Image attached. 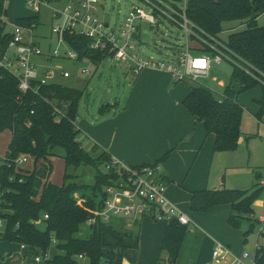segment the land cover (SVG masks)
Returning <instances> with one entry per match:
<instances>
[{"label": "trees", "instance_id": "trees-1", "mask_svg": "<svg viewBox=\"0 0 264 264\" xmlns=\"http://www.w3.org/2000/svg\"><path fill=\"white\" fill-rule=\"evenodd\" d=\"M61 1V0H47ZM6 0H0V19L7 17ZM187 18L207 36L221 42L236 56L240 64H230L229 81L217 93L203 85L191 87L182 102L189 115L202 123L207 135L214 137V152H232L243 137L241 122L244 108L238 102L241 93L256 87L261 88V97L255 101L258 121L264 116V25L258 26V18L264 15V0H189ZM15 24L29 26L38 24L37 18H20ZM230 27L226 40L221 39L226 25ZM0 20V56L5 53L11 40ZM69 49L78 53V61L89 60L95 65L105 57L88 49L89 40L65 36ZM202 53H213L202 46ZM238 86V91L233 87ZM84 91L49 82L38 94H21L17 80L7 71L0 70V131H9L6 156L0 165V189L2 203L0 218L4 219V232L0 240L26 246L30 250L27 264H34L37 256L48 258L39 264H121L124 252L138 249L139 223L130 227L124 222L100 223L86 228L85 222L91 210L100 209L105 199L104 188L117 179L115 172L101 173L99 169L110 164L111 156L95 146L91 152L83 149L75 121L78 106ZM52 103L60 108L68 105L65 116L57 119ZM109 106H102L103 113ZM64 152L65 172L60 186L49 182L52 173L50 158L56 150ZM26 155L34 160L32 171L19 168L14 161ZM166 153L155 164L168 158ZM81 165L96 170L92 186L78 185L67 174L69 167ZM260 180V175H255ZM165 181V180H164ZM262 187L254 184L251 190H203L192 193L191 210L205 212L208 209L228 204L230 213L227 225L233 230L241 228V222H249L243 233L246 241L252 233L253 204L260 196ZM78 197V199H76ZM80 202V203H79ZM44 216H47L44 219ZM136 221V220H135ZM188 229L176 220L167 222L163 234L158 262L176 264ZM82 255L84 262L75 257ZM255 264H264V246L255 252Z\"/></svg>", "mask_w": 264, "mask_h": 264}, {"label": "built area", "instance_id": "built-area-1", "mask_svg": "<svg viewBox=\"0 0 264 264\" xmlns=\"http://www.w3.org/2000/svg\"><path fill=\"white\" fill-rule=\"evenodd\" d=\"M138 5H132L126 11L120 24L111 25V16L105 12V0H27L30 9H39L47 6L51 10L52 20L59 21L58 26L51 28V33L57 37L60 45L68 44L65 36H73L88 39V49L92 52L102 54L116 64L122 65L132 75L136 76L145 69L165 72L175 82L202 84L201 81L210 77L213 66L222 62L229 64H240L239 59L234 56L221 42L211 38L195 27L186 15L189 0H136ZM6 4V2H5ZM54 4L56 7H50ZM109 16L105 25V18ZM2 24L6 27L5 33L9 34L11 40L8 48L0 56V70L10 73L18 82L21 94L33 92L38 94L41 87L49 84L52 73L39 75L36 65L32 59L43 56L46 59L67 58L78 61V53L72 49L64 53L52 50L44 55L35 37L36 24L21 26L9 24L6 17H1ZM141 22L151 26H160L164 22L176 26L183 33L185 44L173 45L162 57L143 56L136 44L140 43L139 28ZM7 26L10 30L7 31ZM135 35V38L133 37ZM195 42L206 46L213 53L199 52L195 55ZM193 43V44H192ZM165 48H155L162 53ZM199 50V49H198ZM104 59V60H105ZM83 75H88L82 70ZM64 78H68L67 72H60ZM53 113L57 119L65 116L66 105L60 108L52 103ZM31 157L20 155L15 161L16 168L28 162ZM112 159V158H111ZM3 160L1 161L2 165ZM106 173L113 171L117 179L108 187L104 188L105 199L100 209L91 210L85 222L89 228L100 223H109L113 218L122 217L132 221L148 218L156 222H169L176 220L180 225L193 230L190 218L177 206L171 203L166 193V183L160 164H149L140 167H128L119 161L112 159L110 164L104 166ZM260 185L264 180L260 179ZM2 190L0 189V206L2 203ZM78 199V197H76ZM80 203V202H79ZM0 207V213H1ZM47 216H44L46 219ZM259 226V235L264 237V216L256 218ZM5 227L4 219L0 218V235ZM258 235V236H259ZM261 246L257 247L259 250ZM255 254L251 256L247 252L235 256L232 250L220 243H215L211 251L210 260L205 264H255ZM48 258L46 254L35 257L34 264L41 263ZM79 262H84L82 255L75 257Z\"/></svg>", "mask_w": 264, "mask_h": 264}, {"label": "rangeland", "instance_id": "rangeland-1", "mask_svg": "<svg viewBox=\"0 0 264 264\" xmlns=\"http://www.w3.org/2000/svg\"><path fill=\"white\" fill-rule=\"evenodd\" d=\"M132 5H138V2L136 0H105V12L111 16V25L120 24L126 11L129 10ZM49 6L56 7L54 4H49ZM5 8L7 11L6 20L9 24H13L16 19L20 18H37L38 24L34 30V34L35 37H37L36 40L40 43V49L45 56L52 50H58L60 53L69 50L65 45L58 44L57 37L51 33V28L58 26L60 23L59 21L52 20L49 7L41 6L38 10L30 9L27 5V0H6ZM257 24L259 27L264 25V15L258 18ZM235 26L237 27L236 24L229 26L226 25L225 31L220 36L221 39L226 40L227 36L230 34L228 29ZM243 28L244 27H239L236 28V30L238 31ZM9 30L10 26H7V31ZM139 35L140 43L136 45L140 49L141 54L148 57H162L167 50L170 51L169 49L172 48L173 45L179 43L182 45L185 44V38L183 37L182 31L176 26L166 22L160 26H151L146 22H141ZM157 46L159 49L160 47L165 48L162 50V53L155 51ZM198 49H201V45L198 42H195V55L200 52ZM34 62L38 65L39 70L48 69V71L55 73L56 76L54 75V80L58 84L64 87L84 91L83 98L78 106V115L75 121L76 129L79 130L78 138L82 140V147L84 149H86V145L91 140L94 141L91 130L92 125H96V123L102 121L104 116L107 117L114 114L113 111L111 115H107L111 113L110 111H107L105 114L100 115L98 113L100 108L107 105L109 108H113L114 105L117 104L115 112L123 109L126 98L136 78L122 65L116 64L109 59L103 60L98 65H95L87 59L82 61H71L66 57L60 59L52 58L48 62H46L45 59H34ZM82 70H86L88 75H83ZM61 71L67 72L70 74V77H62L59 75ZM231 71L232 67L230 64L228 62H222L219 65L213 66L210 77L201 81L202 84L183 82H176V84L183 86L182 89L184 90V93H188L191 87L195 85H203L212 91L219 93L229 81ZM54 80L52 79L51 81ZM233 89L234 91H238L239 87L234 86ZM260 91L261 88L256 87L250 91L241 93L238 97L239 104L244 107L241 132L245 141L242 144H239L235 151L215 153V156L213 157L214 163L212 164L211 180L214 181V184L216 185L214 187L216 188L224 187L231 190L238 189L246 191L251 190L254 183L259 184L260 180H255L256 174H259L264 179V116L262 122L258 121L255 117L257 113L255 100L260 98ZM138 93L142 96V99L146 97L151 101L149 111L154 110L155 114L152 122L157 123L161 115L152 104H158L161 101L160 95H163V91L160 85L153 86L150 90L147 86H140ZM159 122H163L162 118ZM9 141V131H0V164L6 156ZM98 145L100 146L99 149H101V144ZM55 153L56 156L52 157L50 182L53 185L60 186L65 170V164L63 161L64 152L63 150L58 149ZM211 153L213 155L212 151ZM91 154L93 157H96L94 153ZM153 163L154 162L152 161L148 164ZM34 165V160L30 159L28 160V163L22 165L21 168L25 171H31L34 168ZM208 165L209 162L207 163V166ZM15 171H18V168L15 167ZM99 171H101V173H106V170L103 167H101ZM67 174L72 176V181L78 185L92 186L95 182L94 177L96 175V170L93 167L81 165L77 168L69 167L67 169ZM201 174L202 172L200 175ZM182 179L183 177H181L180 180ZM191 180L192 179L189 178V182H187L190 189L192 188L190 183ZM167 189L168 186L166 185V190ZM167 199L169 200L168 197ZM185 205L188 206V203L186 202L185 204L184 201L182 204H177V207L179 206V209L187 215L192 224L195 225V219L192 217L193 214H191L188 208L184 207ZM253 209L256 218L264 216V185L262 186L260 196L254 202ZM119 221L124 222L125 224L129 222V225H132L130 219L127 218L124 219L122 217H117L111 220V222ZM248 224V221L243 220L239 230H233L232 228L227 227L228 231H225L221 226H218L216 230L202 228V231H204L206 235L203 234L207 238L209 237V240H211L214 245L217 242L224 246H229L235 256H240L243 252H247L253 256L257 247L264 246V237L259 235V226L255 224L252 233L247 237L245 243L243 233L248 228ZM163 225L166 224L163 223ZM189 232L188 229L187 233ZM227 239L232 242L227 243ZM127 252L131 251L128 250ZM158 259L159 258L155 261L156 264H165L163 263V260L158 262ZM187 264H190V261L187 262Z\"/></svg>", "mask_w": 264, "mask_h": 264}, {"label": "crops", "instance_id": "crops-1", "mask_svg": "<svg viewBox=\"0 0 264 264\" xmlns=\"http://www.w3.org/2000/svg\"><path fill=\"white\" fill-rule=\"evenodd\" d=\"M38 44L40 45L39 42ZM34 59L50 61L43 56H39L32 59L34 64L36 63ZM35 65L39 75L52 73L48 69L39 70L38 65ZM54 75L55 73H52L49 81L54 80ZM135 77L123 109L115 112L117 104H112L114 105L113 108H107L103 113L98 112L103 115L110 111L111 113L107 115H111L114 111V114H112L113 116H104L102 121L92 125L91 130L94 141L91 140L86 145V149H83L91 152L96 146V156L104 151L112 159L119 161L124 166L129 165L128 167L149 165L148 163L152 161L155 163L166 153H169L168 158L160 163L165 183L168 186L165 196L175 206L182 204L184 201L185 204L187 202L188 206L185 205L184 207L188 208L195 219L193 230H189L190 232L186 233L184 237L176 264H187L189 261L190 264H205V262L210 260V251L214 243L209 240V237L205 236L206 234L202 231V228L216 230L218 226H221L225 231H228L227 218L230 213L228 204L218 205L201 213L193 212L190 208L192 193L203 190L226 189L224 187H214L216 185L211 180L213 157L217 153L214 152L213 148L214 137L207 135L202 123L191 117L183 107L182 102L190 91L184 93L183 86L176 84L169 74L145 69ZM51 82L57 83L55 80ZM156 85H160L163 95H160V103L152 104L161 115L157 123H154L152 121L154 120L155 112L154 110L149 111L151 101L146 97L142 99L138 91L140 86H147L150 90ZM261 93L260 91V97ZM161 118L162 123L159 122ZM79 141L82 145V140L79 139ZM244 141L245 139L242 137L238 144H242ZM98 144H101L102 150L99 149L100 146ZM30 159L33 160L32 158ZM52 159L50 158L51 164ZM208 162L209 165L207 166ZM201 172L202 174L200 175ZM180 175L183 177V181L180 180ZM189 178L192 179L190 181L191 189L187 185ZM260 179L264 180L261 176ZM257 185L262 187L264 184ZM178 208L180 207L178 206ZM252 217L256 219L254 213ZM130 222H137L140 225L138 249H129L131 252L125 251L121 264H156L155 261L160 255L161 242L166 228L163 223L167 224V222H156L148 218L136 221L130 220ZM129 224L128 222V227L131 226ZM231 242L227 241V243ZM29 255L30 250L28 247L0 240V264H27ZM162 260L164 261V258Z\"/></svg>", "mask_w": 264, "mask_h": 264}, {"label": "water", "instance_id": "water-1", "mask_svg": "<svg viewBox=\"0 0 264 264\" xmlns=\"http://www.w3.org/2000/svg\"><path fill=\"white\" fill-rule=\"evenodd\" d=\"M108 18H109V16H106V18H105V25H106L107 22H108ZM133 37L135 38V35H133ZM239 141H241V138L239 139ZM239 141H238V143H239Z\"/></svg>", "mask_w": 264, "mask_h": 264}]
</instances>
